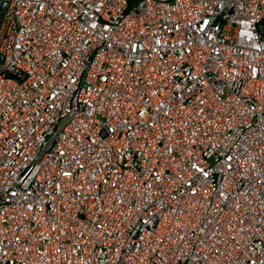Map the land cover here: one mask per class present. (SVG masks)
<instances>
[{
    "label": "built area",
    "instance_id": "built-area-1",
    "mask_svg": "<svg viewBox=\"0 0 264 264\" xmlns=\"http://www.w3.org/2000/svg\"><path fill=\"white\" fill-rule=\"evenodd\" d=\"M0 264H264V0H0Z\"/></svg>",
    "mask_w": 264,
    "mask_h": 264
}]
</instances>
